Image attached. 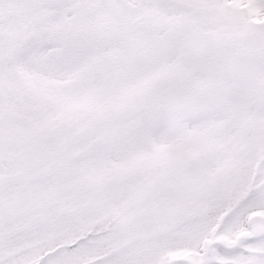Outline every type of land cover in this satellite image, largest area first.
Returning <instances> with one entry per match:
<instances>
[{
	"label": "snow or ice",
	"instance_id": "snow-or-ice-1",
	"mask_svg": "<svg viewBox=\"0 0 264 264\" xmlns=\"http://www.w3.org/2000/svg\"><path fill=\"white\" fill-rule=\"evenodd\" d=\"M0 264H264V0H0Z\"/></svg>",
	"mask_w": 264,
	"mask_h": 264
}]
</instances>
